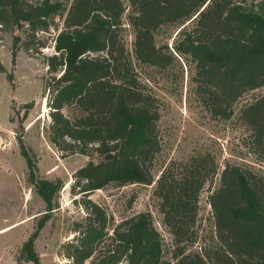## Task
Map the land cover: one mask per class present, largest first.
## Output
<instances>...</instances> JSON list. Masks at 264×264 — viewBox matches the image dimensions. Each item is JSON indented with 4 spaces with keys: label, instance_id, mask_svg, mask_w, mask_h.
I'll return each instance as SVG.
<instances>
[{
    "label": "trees",
    "instance_id": "1",
    "mask_svg": "<svg viewBox=\"0 0 264 264\" xmlns=\"http://www.w3.org/2000/svg\"><path fill=\"white\" fill-rule=\"evenodd\" d=\"M66 1L0 0V39L12 34L15 61L21 48L40 53L50 47L45 34L55 33L52 53L43 54L50 140L60 151L100 157L74 174L73 192L81 194L88 215L85 223H77L69 258L74 264L89 259L90 264H164L163 238L150 212L115 224L89 198L111 183L156 182L163 223L174 237V264H264V174L231 163L209 196L216 247L190 250L199 237L201 192L221 168L211 153L196 154L171 161L155 179L162 149L158 99L138 79L121 36L130 8L136 58L166 69L181 57L212 116L229 119L245 93L264 87V0H72L69 6ZM166 26L181 27L172 49L157 39ZM33 105H24L25 115ZM240 117L252 130L255 153L264 156V93L244 105ZM18 142L48 217L62 182L37 178L21 134ZM45 222L23 247L36 264L34 242Z\"/></svg>",
    "mask_w": 264,
    "mask_h": 264
},
{
    "label": "rangeland",
    "instance_id": "2",
    "mask_svg": "<svg viewBox=\"0 0 264 264\" xmlns=\"http://www.w3.org/2000/svg\"><path fill=\"white\" fill-rule=\"evenodd\" d=\"M66 2L69 6L72 0ZM129 13L130 8L123 17L121 36L138 79L158 99L160 110L158 126L162 149L153 167L155 179L171 161L186 160L196 154L211 153L221 168L214 182L207 183L201 192L197 221L199 237L189 247L192 251H206L216 247L217 242L209 196L220 186L225 166L228 163L241 165L264 174V156L255 153L252 130L240 117L244 105L264 93V87L245 93L234 107L231 118L213 117L197 93L189 66L181 57L176 55L177 59L166 69L141 63L136 58ZM56 22L62 26L61 18ZM180 29L163 27L157 36L158 42L168 43L172 49ZM15 32L23 34L19 29ZM51 32L45 34L50 38V47L40 53L21 48L15 61L12 34H3L0 39V264H36L28 260L31 255L23 253V247L45 218L34 242L40 264H74L68 255L69 244L79 234L75 230L77 223H85L88 215L81 194L73 192L74 174L90 161L98 162L100 157L60 151L50 140L51 118L44 97L49 75L43 54L53 51L55 33ZM9 74L13 80H9ZM32 102L33 108L25 115L24 105ZM20 134L35 160L36 177L62 182L48 217L45 201L29 180L27 161L18 142ZM155 186L156 182L125 186L111 183L90 193L89 198L99 204L115 224L140 212H150L163 238L164 264H174L171 254L175 248L174 237L163 223ZM91 261L89 259L86 264Z\"/></svg>",
    "mask_w": 264,
    "mask_h": 264
},
{
    "label": "water",
    "instance_id": "3",
    "mask_svg": "<svg viewBox=\"0 0 264 264\" xmlns=\"http://www.w3.org/2000/svg\"><path fill=\"white\" fill-rule=\"evenodd\" d=\"M207 5V4H206ZM205 7V6H204ZM204 7L202 9H204Z\"/></svg>",
    "mask_w": 264,
    "mask_h": 264
}]
</instances>
